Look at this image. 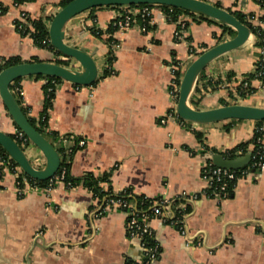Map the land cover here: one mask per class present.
I'll return each mask as SVG.
<instances>
[{
    "label": "crops",
    "instance_id": "0c3cea01",
    "mask_svg": "<svg viewBox=\"0 0 264 264\" xmlns=\"http://www.w3.org/2000/svg\"><path fill=\"white\" fill-rule=\"evenodd\" d=\"M60 1L35 0L15 6L13 0H0L5 9L0 15V66L11 59L53 64L60 60L70 70L81 69L75 60L37 47L14 27L23 13L33 20L44 19L48 27ZM204 1L225 10L262 13L256 0ZM124 7L86 10L66 23L64 42L91 57L97 75L89 86L60 81L47 111L46 130L62 139L50 141L55 149L71 150L77 139L70 175H106L99 183L104 195L98 202L81 185L65 189L58 183L49 192L26 186L19 196L15 181L20 169L13 174L4 167L0 264H142L139 241L126 233L127 214L108 209L110 197H123L132 210L148 215L147 225L158 246L150 264H264V171L239 178L225 198L212 196L201 179L203 165L214 154L211 149L224 156V150L250 141L254 122L193 123L202 133L200 141L190 128L160 122L176 106L169 97L172 66L177 65L175 72L181 79L201 52L220 43L222 23L212 18L190 22L177 37L175 22L154 6L148 30L142 31L134 17L131 27L109 32ZM250 35L239 47L207 62L193 87L224 80L227 73L233 77L214 91H201L202 99L194 109L208 110L222 103L264 109V87L258 81L251 83L253 95L229 102L234 99L232 89L255 69L257 49ZM223 38L221 42L232 37ZM113 43L119 47L113 49ZM190 47L197 55L190 53ZM45 84V78L23 76L11 86L19 107L35 123L41 118ZM227 124L232 126L229 130L223 128ZM0 131L16 132L1 98ZM80 141L83 146L78 145ZM247 150L251 153L253 145ZM22 152L32 166L43 168L45 158L33 144ZM163 200L168 204L154 215L152 203Z\"/></svg>",
    "mask_w": 264,
    "mask_h": 264
},
{
    "label": "water",
    "instance_id": "95a60500",
    "mask_svg": "<svg viewBox=\"0 0 264 264\" xmlns=\"http://www.w3.org/2000/svg\"><path fill=\"white\" fill-rule=\"evenodd\" d=\"M161 5L188 11L205 18L215 19L234 29L235 34L227 41L201 52L184 70L180 79L176 99L175 114L184 121L208 124L225 120L264 121V109L251 105H224L208 110H196L189 103V95L199 73L214 57L242 45L249 37V27L241 24L229 11L203 0H72L60 8L48 26L51 46L63 56L73 59L81 66L80 70H70L65 66L47 62H25L9 66L0 71V98L14 125L45 158L43 168H35L25 158L22 150L8 134L0 131V147L14 161L20 171L29 179L43 181L52 178L59 167V156L54 147L33 126L22 112L12 93V84L23 76H46L59 78L76 86H89L94 83L97 71L93 60L84 52L66 44L63 39L66 23L77 14L92 8L106 6ZM251 155L246 153L232 159L219 153L211 156L214 167L239 170L250 162Z\"/></svg>",
    "mask_w": 264,
    "mask_h": 264
},
{
    "label": "trees",
    "instance_id": "16d2710c",
    "mask_svg": "<svg viewBox=\"0 0 264 264\" xmlns=\"http://www.w3.org/2000/svg\"><path fill=\"white\" fill-rule=\"evenodd\" d=\"M34 1L35 0H13V2L16 5H22V4L31 3ZM70 1H72V0H61L59 3V8L64 7ZM256 1L258 2V4L261 7V10H262V13H260V14H253V13H246L245 14V13H242L239 11H231L230 9L227 10L241 24L249 27L250 33L254 37V46L256 49L260 50V51H257L255 53L256 60H255L254 71L251 74L243 76L242 80L236 85L235 88H233L239 94V97L241 99H247L248 97H250L251 95H253L255 93V88H253L251 85L252 81H259L261 84L264 85V0H256ZM144 6L150 7V8L157 6L161 9H163L164 12L166 13L167 17L170 19V21H173V22H175L177 14L189 15L192 18L193 22H200V21L205 19V17H203V16L192 14L188 11H184V10H180V9H176V8H171V7H166V6H161V5H131L130 7L141 8ZM216 6L219 7V5H216ZM94 9L95 8H92L90 10H94ZM4 12H5V9L0 7V15H2ZM135 18H137L139 20V24L142 25L139 17L137 16ZM18 23H19L18 21L15 22V24H18ZM29 23L31 24L32 31L27 30L24 32H19V33H21V35L27 36V34H28V36L32 39V41L34 42V44L37 47L48 49V50L54 52L57 57L63 56L60 52H58L57 50H55L51 46V44L49 42V36H48V27H47V24H46L44 19L30 20ZM187 27H188V23L185 26V30H187ZM145 28H146V30H148L150 28V26L147 25V26H145ZM220 28H221V34L217 38L218 42H221L224 39L223 37H225V36L233 37L235 34V32L232 30V28L225 25V24H221ZM116 29H117L116 27H113L112 25H110L108 30H109V32H114V31H116ZM95 35L99 37L100 33H98V34L95 33ZM202 47H204V46H202ZM190 53L193 55H197V53L195 52V49L193 47H190ZM20 63H21V61L18 59L17 60L16 59L7 60L2 66H0V71L9 67V66L20 64ZM56 63L59 65H67V62L60 61V60H57ZM109 73H110V71L107 70L105 75L108 76ZM201 73H202V71L199 73L198 77L201 76ZM174 76H175L174 81L179 86L180 73L178 71L174 72ZM33 77L46 79V84L43 86L44 104H43V110H42L41 118L39 119V121L37 123H35L32 119H30L26 116L27 113L25 112V110L24 111L22 109L21 110L25 114V116L27 117L30 125L33 126L47 141H49V142L50 141H57V140L61 141L62 139L58 138L54 132H50V131L46 130V121H47V111L51 107V104H52V101L54 98L55 88L58 85V83L62 80L59 78L46 77V76H40V75H34ZM232 77H233L232 73H227L224 80L217 79L214 82H211V81L206 82V84L202 85L201 89H198V87H196V86L193 87L191 92H190V95H189L190 105L193 108H196L197 105L199 104L200 100L202 99L201 91H205V92L214 91L216 88H219L224 83H230ZM244 85H246V86H244ZM228 94L230 97L232 96L231 90L228 91ZM17 99H18L17 101L20 102L19 96ZM221 105H226V104L222 103ZM178 120L180 122H185L184 120H181V119H178ZM238 121H240V120H231L232 123H235ZM254 124H255V129H254L253 136L250 139V141L241 142V143L236 144L233 148H231V150L228 153H223L225 158H229V159L234 158L235 157L234 152L237 150L241 151L242 154H246L248 151L247 147L250 144H252L253 147L258 146L257 141L264 134V132L260 130V128L264 125V121H254ZM183 126H184V128L189 129L190 128L189 127L190 122H188V124L187 123L184 124ZM231 127H232L231 124H227L223 128L225 130H229V128H231ZM15 128H16V131L19 130L16 126H15ZM192 133L194 134L197 141H200V139L202 137V133H200L196 130H193ZM8 135L18 145V147L22 151L30 144V142L28 140H26L25 142H22V140L18 139L15 132L10 133ZM63 139H66V138H63ZM76 144H77V139L75 140V144H74L75 146L70 150L69 153H67V149H63V148L55 149L54 148L56 150L58 156H59L60 163H59V167H58L55 175L52 178H50L48 180H43V181H35L32 179H29L22 172H20V173H18V177H17V180L19 182L18 186L23 187L22 180L26 179V181L30 187L38 188V189H45V188H48L49 186H53L52 184L54 182L55 177H62L61 181H62V184H63L65 189H72L78 185H81L83 188L90 191L92 193L93 197L95 199H97L99 202L104 195L101 188L99 187V183L101 181H105L107 179V176L105 175L104 177L99 178V177L93 176L92 174L87 173L82 178H73L70 175L71 159H72L73 153L76 150ZM253 152H254V150L252 151V154H253ZM211 153H216V150L211 149ZM0 162L5 163V164L0 165V176L3 172L4 167H7L11 173H15L16 168H18V166L14 163V161L9 158L7 153L1 147H0ZM247 169L248 168L244 167L240 170H237L236 176L240 177L241 171H243V170L246 172H249L250 170H247ZM235 183H236V181L227 182V188H226V191L228 193L227 196H229L232 193V190L234 188ZM53 187H55V185ZM146 205H148V204H144L143 206L146 207ZM146 243H148L149 245H153L155 242H154L153 238H147ZM156 256H157V254H156ZM144 262H145V259H143L142 264H144ZM149 264H150V262H149Z\"/></svg>",
    "mask_w": 264,
    "mask_h": 264
},
{
    "label": "built area",
    "instance_id": "2783aa9c",
    "mask_svg": "<svg viewBox=\"0 0 264 264\" xmlns=\"http://www.w3.org/2000/svg\"><path fill=\"white\" fill-rule=\"evenodd\" d=\"M151 12H152V7L150 8V7L144 6L141 8H132L129 6L128 7L125 6L122 9V12L118 15V17H116L114 21L112 22V26L116 27L118 30H125L133 25V18L138 16L142 24L140 25L141 30L146 31L145 26L147 25L149 26L151 24ZM30 20H33V18L30 15L23 13L20 16V19L18 21L19 23L14 24V27L16 28L18 32H24L27 30L32 31L31 24L29 23ZM190 22H193V21L189 15H184V14L176 15L175 24L177 25V28H178V31L176 34L177 37H180L182 34L185 33L186 31L185 26L187 23L189 24ZM118 47H119L118 44H115V43L112 44L113 49H116ZM257 51H260V50L257 49ZM171 70H172V74L174 75L175 70H177V65L172 66ZM173 78L174 79L169 84V97L174 101V104H176L179 86L174 81L175 76H173ZM260 87H264V85L260 83ZM233 90L234 89H232V91ZM233 92H234V101L241 100V98L239 97V94L236 91H233ZM178 119L179 118L176 116L175 110L173 109V112H168L165 115V117L161 119L160 122L161 124H165L167 121H173L179 124V126L181 127H184L183 125L186 123L188 124L187 121L180 122ZM191 124L193 125V123H190V126ZM193 130L195 129L191 126L190 131H193ZM260 130L264 132V125L260 128ZM15 133H16L17 138L22 140V142H25L27 140V138L24 136V134L21 131L17 130ZM257 143H258V146L253 147L254 152L253 154L252 152L250 153L251 155L250 162L245 167V168H248L247 170H250V171L249 172H246L244 170L241 171L240 177L236 176L237 170L221 169V168L214 167L211 162V158L209 161H207L203 165L202 170H201V179L203 182H205L206 187L207 189H209L212 196L218 197V198H225L228 194L226 191L227 182L237 181L239 178H242L250 173H259V172L264 171V134L262 135L260 139H258ZM83 144H84L83 141H80L78 143L79 146H83ZM230 150L231 149L224 150L223 153H228ZM69 152L70 150H67V153ZM234 154H235V157L244 155L239 150L235 151ZM1 164H5V163L0 162V165ZM61 180H62V177H55L52 185L54 186L58 183L62 184ZM22 182H23L22 183L23 187H19L18 186L19 182L17 180V175H16L15 186H16V192L19 196L23 194L24 187L29 186L26 179H23ZM53 186H49L48 188H45L44 191L45 192L51 191L54 188ZM167 204L168 203L166 200L152 203L151 212L154 215H159L161 214V210H160L161 207ZM106 206L108 209L114 208V209L123 210L127 214V222H126L127 236L130 239H136L139 241V246L142 251L143 259H145L144 264H149V262L154 260L156 257L157 251H158V246L156 243H154L153 245H149L148 243H146L147 238H152V232L147 225L148 216L142 211L132 210L130 205L127 203L125 199H123V197H115V198L110 197L107 201Z\"/></svg>",
    "mask_w": 264,
    "mask_h": 264
},
{
    "label": "rangeland",
    "instance_id": "374dc122",
    "mask_svg": "<svg viewBox=\"0 0 264 264\" xmlns=\"http://www.w3.org/2000/svg\"><path fill=\"white\" fill-rule=\"evenodd\" d=\"M231 92H232V91H231ZM233 101H234L233 98H231V99L229 100L230 103H233ZM230 105H231V104H230Z\"/></svg>",
    "mask_w": 264,
    "mask_h": 264
}]
</instances>
